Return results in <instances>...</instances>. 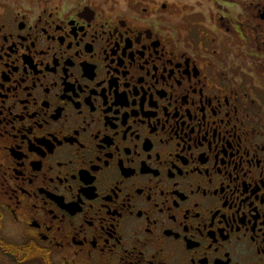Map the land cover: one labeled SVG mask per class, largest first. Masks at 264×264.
<instances>
[{
	"label": "flooded vegetation",
	"instance_id": "af4514ba",
	"mask_svg": "<svg viewBox=\"0 0 264 264\" xmlns=\"http://www.w3.org/2000/svg\"><path fill=\"white\" fill-rule=\"evenodd\" d=\"M0 264H264V0H0Z\"/></svg>",
	"mask_w": 264,
	"mask_h": 264
},
{
	"label": "trees",
	"instance_id": "16d2710c",
	"mask_svg": "<svg viewBox=\"0 0 264 264\" xmlns=\"http://www.w3.org/2000/svg\"><path fill=\"white\" fill-rule=\"evenodd\" d=\"M2 246H3V249H7L8 251L12 250V249L17 250V248L14 245L10 246V245H6V244H4V245L2 244Z\"/></svg>",
	"mask_w": 264,
	"mask_h": 264
},
{
	"label": "rangeland",
	"instance_id": "374dc122",
	"mask_svg": "<svg viewBox=\"0 0 264 264\" xmlns=\"http://www.w3.org/2000/svg\"><path fill=\"white\" fill-rule=\"evenodd\" d=\"M12 236H15V235L12 234ZM12 242H16V241H15V240H12ZM16 243H17V242H16ZM13 244H14V243H13ZM13 244H12V245H13ZM7 245L12 246L11 244H7ZM14 246H17V245L14 244Z\"/></svg>",
	"mask_w": 264,
	"mask_h": 264
}]
</instances>
